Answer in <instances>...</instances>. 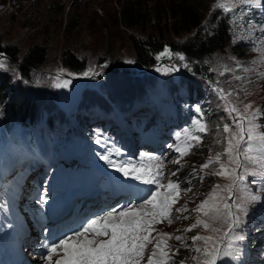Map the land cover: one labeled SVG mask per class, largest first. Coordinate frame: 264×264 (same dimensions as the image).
<instances>
[{"label":"rangeland","instance_id":"rangeland-1","mask_svg":"<svg viewBox=\"0 0 264 264\" xmlns=\"http://www.w3.org/2000/svg\"><path fill=\"white\" fill-rule=\"evenodd\" d=\"M131 1L133 0H0V43L4 50L8 47L15 55L14 59L10 58L4 51L0 62H3L5 67L0 68V74L5 73L4 79L10 83L12 91L16 93L15 96L19 97L16 104L21 107L28 105L18 114L13 112L14 109L9 111L13 113H8L7 117L5 113H0V202L11 201H6V204L15 209L20 219L17 229H21L30 224L27 222L33 214L32 209L42 207L45 204L44 200L48 201L53 196L61 195L66 188L67 192L71 193L73 189L84 186L72 183L74 175L83 167H87L90 174L97 177L98 183L109 180L123 185L128 193L124 196L127 198L125 203H129L133 199L136 200L141 195V190L148 186L141 182L136 183V180L130 181V177L123 176L100 156L107 155L118 163H143L151 165L153 169L158 162L147 158L159 157L164 165L161 182L167 184L170 179L178 181L180 192L177 202L172 206V223L169 224L167 219L155 223L153 227L156 231L151 235L158 239L157 233L172 234L173 238L167 240L172 250L171 264H195L194 257L199 254L194 248L203 249L204 244L202 241L193 244L192 238L196 235L212 236L214 233L206 231L202 226L190 232L184 229L189 228L197 218L208 219L202 213L194 211L197 205L209 196L216 185L223 187L230 183L228 179L212 174L218 168L216 164L203 172L200 171V166L210 156L214 157L217 152L223 151L224 144H216V140H222L217 125L222 127L224 123H231V118L225 111L226 104L231 102L241 111L244 105L250 104L249 112L259 110L264 114V0H261L260 4L237 3L231 12L219 8L231 19V45L213 55L209 62L210 76L207 77L182 71L170 57L168 50L159 54V61L148 69L137 63L133 46L135 41H143L148 37L157 38L160 33L169 40L178 41L187 34L182 32L175 35L173 31L168 30L174 17L169 12L159 11L168 0H135L134 8L145 14V18L132 26L126 24L121 10L123 5ZM203 1L208 11L218 8V2H232V0ZM159 2L160 4H157ZM36 47L43 49L44 62L33 71L34 78L29 82L22 77L19 64L24 55ZM66 52L83 62L81 70L70 69L63 63ZM85 72L89 74L85 76ZM64 81L71 83L67 87H57V84H63ZM189 84L196 85L199 91L204 92L209 104L204 107L206 108L204 113L197 111L193 113L195 115L193 117L182 116L183 119H189V125L180 135L162 134L159 138L162 147L159 150L152 147L156 145L155 142L151 143L150 148L142 149L141 145H135L131 150H124L110 140L100 138L102 140L100 151H96L97 148H87L77 153L80 143L77 140L79 133L76 132L78 124L73 119L75 116L81 117L88 112L96 119L95 123L106 126L103 119L105 117L116 123L109 103L113 101L112 103L120 107L131 99L130 95L137 94L139 98L145 96V100L144 103H136L133 106L135 112L150 110L149 123L153 121L154 113H159L161 118L169 115L173 120L169 126L177 127L176 113L169 102L177 86L181 87L180 91L187 89ZM219 89H223L225 93L231 92L232 95L227 100L222 99ZM25 98L27 103L24 104ZM9 99L8 96L7 100ZM33 108L39 110L40 120L45 126H48L49 119L56 123L58 128H54L56 130L53 133L62 135L61 130L67 128L72 132L65 136L66 150L59 158L53 159L51 155L47 163L35 164L37 168L28 175L16 174L12 177L15 168L6 169L5 163L7 159L9 162L13 161L27 149L32 148L26 140L23 127L27 126L24 119L28 114H32ZM106 111L108 115L104 113ZM197 119H201L207 125L206 133L196 131L194 121ZM92 121L89 120L88 123ZM12 122L15 123L14 129L11 128ZM257 123L261 125L259 130L264 132V119L258 120ZM40 124L42 123H34L31 128L35 132L40 131ZM189 135L200 136L201 143L196 144L188 155L181 158L171 146L183 147L185 138ZM202 143L204 148L198 151L197 147ZM177 159L180 163H173ZM221 162L226 163V157H222ZM61 166L65 169L58 172ZM194 169L199 175L194 174ZM173 172H176L175 176H172ZM40 173H44L40 184L37 182L38 184L31 186L29 181L37 179ZM262 173L264 169L250 166L246 181L233 190L232 199L228 202L240 205V209L234 208L233 211L241 220L234 235H242L244 239L233 241V247L239 249L238 258L226 257L218 264H255L259 253H262L263 261L260 259L257 262L264 264V252L259 250L263 241L254 243V240L264 235ZM85 177H81L80 180L83 181ZM8 180L11 181L9 191L5 189ZM91 181L93 180L89 182ZM68 182L72 183L68 185ZM97 182L95 181V184ZM91 188H97L106 194L107 204L111 209L121 195L118 189L111 186L104 187L99 184ZM21 190H25L27 194L25 193L21 199H16ZM31 191L35 192L36 196L28 199V193ZM221 195L227 196V193ZM252 196L259 197V200L253 201ZM25 202L30 205L26 206ZM184 207L187 208L186 212L176 211L177 208ZM209 223L214 227H220L218 222L209 220ZM258 225L263 228L257 232ZM176 235H181L183 241H177L174 238ZM4 238L7 239V236ZM16 238L17 234L14 233L12 240L15 241ZM184 243L189 246L184 247ZM253 245H256L255 248ZM152 247L153 245L149 244L147 251L150 252ZM54 260L55 257L53 264Z\"/></svg>","mask_w":264,"mask_h":264},{"label":"snow or ice","instance_id":"snow-or-ice-1","mask_svg":"<svg viewBox=\"0 0 264 264\" xmlns=\"http://www.w3.org/2000/svg\"><path fill=\"white\" fill-rule=\"evenodd\" d=\"M237 3L260 4L261 0L218 2L217 7L225 12H231L236 8ZM179 58L184 59L183 56ZM2 67L5 65L0 62V68ZM88 74V72L84 73L85 76ZM70 83L71 81H64L63 84H57V87H67ZM218 91L225 100L232 95L231 92L225 93L223 89ZM250 108L251 105L246 104L241 111L231 102L226 104L225 111L231 118V123H224L222 127L217 125L222 140H216V144H224L223 151L217 152L214 157L210 156L200 166V171L203 172L214 164L218 165L212 174L224 177L230 183L223 187L216 185L209 196L197 205L194 211L202 213L208 219L197 218L189 228L184 229L190 232L202 226L206 231L214 233L212 236L196 235L192 238L193 244L197 241H202L204 244L203 249L194 248L199 254L194 257L195 264H218L226 257L235 259L239 256V249L233 247V241H242L244 237L234 235L241 220L233 209H240V205L228 201L232 199L233 190L246 181L250 166L264 169V132L259 130L261 125L257 123L258 120L264 119V114L259 110L249 112ZM194 123L197 132L208 131L207 125L201 119L195 120ZM199 143H201L200 136L189 135L185 138L183 147L180 145L171 147H174L182 158ZM222 157H226V163L221 162ZM100 158L108 161L123 176L140 181L148 187L141 190V195L135 202L130 201L119 210L112 208L104 214L89 217L78 228L63 234L57 241L50 245H42L45 250L41 252V256L47 264H53L54 257V264H145V258L146 264H171L172 250L167 240L173 238L172 234L157 233L158 239L151 234L156 231L153 227L155 223L164 219H167L169 224L172 223L171 210L178 200L179 182L171 179L167 184L161 182L164 165L159 157L147 158L158 162L155 169L143 163H118L107 155H101ZM173 163L179 164L180 160L177 159ZM193 171L195 175H199L195 169ZM175 175L176 172H173L172 176ZM200 179L202 180L203 176ZM221 193H227V196ZM251 199L256 201L259 197L252 196ZM43 202L47 203V200ZM176 211L186 212L187 208H177ZM209 220L218 222L220 227H214ZM174 238L183 241L181 235H176ZM149 244L153 245L150 252L147 251ZM188 246L184 243V247Z\"/></svg>","mask_w":264,"mask_h":264},{"label":"trees","instance_id":"trees-1","mask_svg":"<svg viewBox=\"0 0 264 264\" xmlns=\"http://www.w3.org/2000/svg\"><path fill=\"white\" fill-rule=\"evenodd\" d=\"M134 2L136 1L133 0L127 3V6L123 5L121 10L125 23L131 26L139 23L145 18V14H142L139 9L134 8ZM157 4H160V2ZM159 11L169 12L172 17H174V20L170 23L168 30L173 31L175 35H179L182 32H185L187 35L183 39L175 41L174 39L169 40L167 37H164L162 33H160V36L157 38L148 37L143 41H135L133 46L136 52L137 63L141 67L148 69L159 61V54L168 50L171 55L170 57L176 61V65L180 67L182 71L189 74L192 73L199 77L210 76L209 62L213 55L219 51L225 50V48L231 45V19L229 15L226 16L219 8H213L208 11V7L203 0H168L163 3ZM168 30L166 31L168 32ZM4 51L10 58L14 59L15 55L10 48L7 47ZM180 56H183L184 59L181 60L179 58ZM43 62V49L40 47L30 49V51L24 55L19 64V70L22 77L31 82L34 78L33 71H35V69H37ZM63 63L70 69L81 70L83 66V62L78 61L74 55L69 52L64 54ZM4 77L5 73H1L0 113H5L7 117L9 111L14 109L16 111L13 110V112L18 114L22 109L27 108L28 105L21 107L16 104L19 97L15 96L16 93L12 91L10 83L4 79ZM180 88V86H177L174 90L169 103L173 105V111L176 113L177 118H175V121L179 126L183 127L184 124H188L187 122L189 119H183L182 116L186 115L188 117H193L195 116L193 113L197 112V109L204 113L206 109L204 107L206 104H209V101L208 98L204 96V92L199 91L196 85L189 84L187 89L179 91ZM8 96L10 98L9 100H7ZM136 96L138 99L145 100V96H141L139 98L136 94L130 95L129 98L135 100ZM23 100H25L24 104L27 103L26 98ZM124 109V104L117 108L120 112ZM32 110V114H28L26 119H24L26 120L27 126L23 127V129L27 131L34 146L33 148L38 151L39 146L35 141L36 133L31 132L30 130L31 126L40 120L38 113L39 110H35L34 108ZM133 116L134 119H132L131 123L126 122V124L130 128L132 127L136 130L142 131L144 122L143 114ZM78 119L80 120L79 129L81 130L84 141L86 140L87 135H97V133L93 130H83L82 126L84 121H86L84 116L78 117ZM165 120L170 121V123L173 121L169 115L165 116ZM49 124L50 129H54L57 126L51 119H49ZM42 125L45 126L44 124ZM11 128H15L14 122L11 123ZM96 129H100V127H97ZM150 130L156 131V129L152 126L144 131ZM182 130L183 128H174L171 132L180 133ZM101 134L105 135V138L121 144V142L114 139L107 130H101ZM46 136L49 138V146L51 148L55 144L60 149L63 148L62 140L60 139V141L56 143V136L53 135L52 132ZM197 148L198 151H201V149L204 148V144H200Z\"/></svg>","mask_w":264,"mask_h":264},{"label":"water","instance_id":"water-1","mask_svg":"<svg viewBox=\"0 0 264 264\" xmlns=\"http://www.w3.org/2000/svg\"><path fill=\"white\" fill-rule=\"evenodd\" d=\"M4 55V47L0 43V57Z\"/></svg>","mask_w":264,"mask_h":264},{"label":"bare ground","instance_id":"bare-ground-1","mask_svg":"<svg viewBox=\"0 0 264 264\" xmlns=\"http://www.w3.org/2000/svg\"><path fill=\"white\" fill-rule=\"evenodd\" d=\"M263 49V48H262ZM263 51V50H261ZM105 117V116H104ZM56 128V127H55ZM56 130V129H55ZM129 178V177H128ZM134 179L130 178V181H133ZM136 183H140V181H137ZM118 210V209H117Z\"/></svg>","mask_w":264,"mask_h":264}]
</instances>
